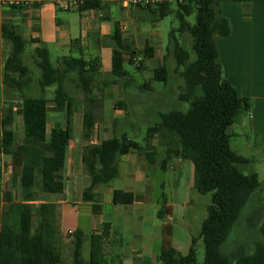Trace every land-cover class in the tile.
<instances>
[{
  "label": "trees",
  "instance_id": "1",
  "mask_svg": "<svg viewBox=\"0 0 264 264\" xmlns=\"http://www.w3.org/2000/svg\"><path fill=\"white\" fill-rule=\"evenodd\" d=\"M254 1L257 0H177L179 26L170 31L164 63L154 69L149 81L139 86V90L144 92L152 90L153 83H168L172 78L168 58L173 56L174 72L182 81L178 99L189 102L190 107L187 111L173 109L160 113V121L148 128V143L150 138L158 139V148L163 153L160 162L163 171L174 159L190 160L195 168V189L201 194L211 195L207 217L199 236L193 237L186 255L171 245V208L163 197L158 211L159 218L166 220L159 255L161 264H199V241L204 247L202 264H264V215H259L260 211H249L245 217L248 228H254L257 233L253 250L247 252L242 247L232 256L222 250L261 184L258 175L249 169L251 159L231 147L229 130L250 110L252 103L249 98L240 96L224 76L218 38L232 34V25L224 14L223 4ZM171 5L172 2H165L145 8L153 15V21L158 22L172 12ZM91 8L103 9V0H91L82 9ZM191 15H195L194 23L187 19ZM185 33L191 37V49L185 47L181 39ZM3 36L12 44L11 53L4 63V83L19 89L35 85L43 93L56 86L54 101L59 106L75 101L67 87L72 83L83 92L86 139L90 138L97 122L94 110L100 107L105 88L114 81L122 82L125 87L131 86L134 79L126 65H136L138 55L144 58L153 56L151 47L136 50L113 37L112 79L108 80L106 77L101 79V59L85 58L84 51L76 42L71 47L77 48L78 54L64 56L58 66H54L44 44L26 54L24 40L16 27L4 25ZM27 56L31 63L27 62ZM142 68L143 61H140L136 69ZM37 71L38 77L35 76ZM49 102L46 96H35L21 102H0V154L11 157V187L15 188L19 182L22 195V200L16 202L12 189L0 191V264H64L58 206L49 201L34 204L39 200L37 187L45 194H60L65 187L62 172L70 136L63 127L52 129L48 136ZM17 113L23 118L24 133L19 145H16L13 129ZM133 148L140 152L144 150L139 142L123 134L84 149L83 163L91 177V186L84 191V200L92 199L97 185H107L117 178L120 158ZM144 152L148 162L153 164L157 151L148 144ZM1 178L0 168V184ZM113 200L130 204L135 197L131 192L116 190ZM73 237V264H123L120 255L110 258L105 253L104 233L92 234L89 259L83 256V232L77 230Z\"/></svg>",
  "mask_w": 264,
  "mask_h": 264
},
{
  "label": "crops",
  "instance_id": "2",
  "mask_svg": "<svg viewBox=\"0 0 264 264\" xmlns=\"http://www.w3.org/2000/svg\"><path fill=\"white\" fill-rule=\"evenodd\" d=\"M32 1V5L22 8H0L2 104L21 102L42 95V91L37 90L35 85L19 89L4 83V63L12 50V44L3 36L4 25L17 28L24 40L26 54L41 44L46 45L51 62L53 57L56 60L55 66H58L62 57L78 54V49L71 47L72 43L76 42L84 51L85 58L99 57L102 72L111 73L115 46L113 37L130 44L136 50L146 47L153 49V56L143 59L141 70L136 69L137 64L134 65L138 72L148 77V81L153 76L154 69L164 63L166 55L164 42L156 30L149 29L141 23L146 21L148 16L152 17L151 21L154 24L157 23L153 21V15L145 7H125L120 0H103V9L67 10L65 9L67 0ZM223 10L232 25V34L229 37L218 38L224 76L240 96L249 98L252 103L250 110L229 130L232 135L231 147L238 154L251 159L249 169L258 175L261 184L244 212L247 215L249 211H260L259 215H264V0L250 3L225 2ZM148 59H152L150 60L152 67L146 65ZM129 72L134 79L131 86L125 87L122 82L114 81L105 88L101 102L103 108L100 110V105L94 110L97 120L103 118L104 123L97 121L88 139L84 138L83 128L84 97L75 98V101H67L59 106L54 101L56 86L48 88L50 94L47 98L50 102L47 106V134L49 136L51 130L56 127H63L68 130L70 136L62 172L64 191L60 194H48V201L58 206L62 236L66 221H71L68 230L83 232V246L84 243H89V255L87 258L84 257L85 259L90 258L92 234L104 233L106 235L104 249L110 258L120 255L123 264H161L159 255L163 247V226L166 220L159 218L158 211L163 197L171 208L169 219L172 225L171 245L184 255L190 251L193 237L199 236L211 204V196L199 193L194 187L195 168L190 160L174 159L165 171L161 170L162 149L158 148V139L150 138V147L157 151L153 164L146 159L144 150L140 152L133 148L120 158L117 178L107 185H97L91 200L83 199L84 191L91 186V177L83 163L84 149L114 136L117 129L115 121L127 115L125 102L127 88L135 87L137 91L143 92L139 90L142 84H137L134 73ZM114 87L121 89L112 90ZM76 118L82 127L78 138L75 131ZM13 129L16 134V145H19L22 143L24 133L23 118L18 113L14 117ZM123 134L126 133H122L121 136ZM0 168L2 172L0 191L10 190L13 179L11 157L0 154ZM158 171L165 173L168 181L173 182L177 189L181 188V180L187 175L186 189L181 197L178 198L175 193V199L171 200L172 198L166 194H155L152 176ZM166 186L165 180L159 183L160 189H165ZM116 190L133 193L135 200L130 204L115 203L113 196ZM38 199L34 204L46 201ZM13 200L20 202L22 195L18 201L13 192ZM70 206L74 208V213L67 211ZM84 206L89 209L86 215L89 220L87 225L81 222L80 210ZM262 222L264 225V220ZM251 230L255 231L254 228ZM256 239V236L249 235L237 250L254 245ZM62 254L65 264L63 247Z\"/></svg>",
  "mask_w": 264,
  "mask_h": 264
},
{
  "label": "rangeland",
  "instance_id": "3",
  "mask_svg": "<svg viewBox=\"0 0 264 264\" xmlns=\"http://www.w3.org/2000/svg\"><path fill=\"white\" fill-rule=\"evenodd\" d=\"M172 12L165 17L164 19L159 20L156 24H154L151 19V16H148L147 20L144 22H141L145 27L156 30L159 38L164 42L165 47L168 44L169 40V34L171 29L177 28L179 26V18L177 16V0H174L171 5ZM142 13V12H141ZM187 19L191 22H195V15L188 16ZM181 39L183 41V44L185 47L191 49V37L189 34L185 33L181 36ZM194 56V55H193ZM141 57V60H136V64L138 65L140 61H143L145 59L143 56L138 55L136 58ZM169 62H168V67L171 71V79L167 84L164 83H159L156 82L153 84V89L144 91V92H139L135 89V87L132 88H127L126 92L127 94L125 95V102L127 104V115L122 116L121 119H118L115 121V133L114 135L120 137L122 133H126L131 139L139 142L144 150H146L148 143L147 139V131L148 128L160 121V113L167 112L169 110L173 109H178L181 111H187L190 107L189 102L186 101H180L178 99V93L180 92V87L182 85V81L178 73L174 72V67H175V60L172 55L169 56ZM27 62L31 63V59L29 56H27ZM152 59H148V62L146 65L148 67H152ZM52 64L55 66L56 60L53 57L52 58ZM59 64V63H58ZM126 69L128 71H131L134 73V78L137 81V84H143L144 82L148 81V77L144 76L142 73L138 72L135 69L134 65H126ZM39 71L36 72V77H38ZM106 77L108 80L112 79V74L111 73H104L103 76L101 75V79H104ZM120 83L119 81H117ZM112 84V83H111ZM110 84V85H111ZM67 87L70 91V93L76 98L79 99L80 97L83 96V92L80 90H77L72 83H68ZM121 89L119 87H114V89ZM40 96H48L50 94V90H46V94L42 93ZM103 105H101V109ZM117 107V106H116ZM98 122L100 121L101 123H104V119H98ZM77 122V118H76ZM81 125L75 123V131H76V138L79 137V133L82 130ZM121 126V128H119ZM157 139V138H156ZM158 142V140H157ZM159 143H157L158 145ZM167 175L161 171H158L155 176H152V182L155 184V194L156 195H164L172 198L171 200L175 199V193L176 196L181 197V194L184 192L186 189L185 181L187 178V175L185 178H182L181 180V188L177 186H174L173 182L168 181ZM165 180L167 182V186L164 189L159 188V183ZM188 187V185H187ZM13 192H15V199L20 200L21 199V188L19 183L16 185L15 188H12ZM177 190V191H176ZM37 192L39 195V198L41 200H46L48 201L49 195L45 194L40 190L39 187H37ZM178 192V193H177ZM210 195V194H209ZM52 196V195H51ZM55 196V195H53ZM211 196V195H210ZM88 207L84 206L81 207L80 213L82 215L81 222L82 224L87 225L89 220L87 219V213H88ZM67 211H71L74 213V208L70 206ZM241 219L239 222L235 225V228L231 235L229 236L228 240L224 243L222 246V250L225 254L232 256L235 254L237 248L239 245L242 244V241L248 237L249 235L257 236L256 231H252L251 229L247 228L248 225L245 221L246 214L243 212L241 215ZM36 222V218H35ZM67 224L64 225V231L68 230V226L71 225V221H66ZM75 237H68V236H63L62 240V247H63V253H64V262L65 264H73L72 261V249H73V243ZM246 247V246H245ZM197 249H198V260L199 264H202L204 260V247L202 241H199L197 244ZM253 250V244H251L247 248V252H251ZM89 255V243L86 242L84 243L83 246V256L87 258Z\"/></svg>",
  "mask_w": 264,
  "mask_h": 264
},
{
  "label": "built area",
  "instance_id": "4",
  "mask_svg": "<svg viewBox=\"0 0 264 264\" xmlns=\"http://www.w3.org/2000/svg\"><path fill=\"white\" fill-rule=\"evenodd\" d=\"M60 2L61 0H57ZM91 0H67L65 3V9L67 10H79L82 9L87 2ZM174 0H120L125 7H149L157 6L165 2H173ZM182 2L183 0H179ZM32 0H0V8H22L32 5ZM141 57L136 60H141ZM74 230H67L63 233V236L73 237Z\"/></svg>",
  "mask_w": 264,
  "mask_h": 264
}]
</instances>
